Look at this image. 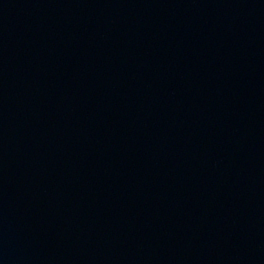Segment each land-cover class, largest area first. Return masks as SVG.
Listing matches in <instances>:
<instances>
[{
  "label": "water",
  "instance_id": "1",
  "mask_svg": "<svg viewBox=\"0 0 264 264\" xmlns=\"http://www.w3.org/2000/svg\"><path fill=\"white\" fill-rule=\"evenodd\" d=\"M0 264H264V0H0Z\"/></svg>",
  "mask_w": 264,
  "mask_h": 264
}]
</instances>
